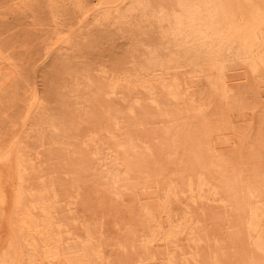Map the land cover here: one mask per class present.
Masks as SVG:
<instances>
[{
  "label": "bare ground",
  "instance_id": "6f19581e",
  "mask_svg": "<svg viewBox=\"0 0 264 264\" xmlns=\"http://www.w3.org/2000/svg\"><path fill=\"white\" fill-rule=\"evenodd\" d=\"M76 1L0 71V264H264V0Z\"/></svg>",
  "mask_w": 264,
  "mask_h": 264
},
{
  "label": "rangeland",
  "instance_id": "374dc122",
  "mask_svg": "<svg viewBox=\"0 0 264 264\" xmlns=\"http://www.w3.org/2000/svg\"><path fill=\"white\" fill-rule=\"evenodd\" d=\"M81 1L82 0H77L75 5L67 4L63 7L68 5H71L72 8H74V6L78 7V5H81ZM22 4L23 3L21 2V0H0V71L7 73L10 70L15 69L17 71H20L19 73L23 74V76L28 77L29 81H33L35 79L37 80V75H39L40 80V75L44 73V71L49 69L50 59L46 58L45 47H42L40 44H38L40 42L38 41V39H34L35 37L32 41L34 45L32 53H25L22 51V48L19 47V41L22 40V37L25 34L26 28L28 27L29 15L31 14V12L26 11L27 8H20L22 7ZM69 12L70 11H68V9L61 10L64 19L69 18ZM52 14L53 12L47 9H42L41 11V16H43V19L46 21L48 20L47 22L49 23V25H51H48L49 28L54 27L52 26L54 25L52 24ZM15 56H17V61H14L12 59Z\"/></svg>",
  "mask_w": 264,
  "mask_h": 264
}]
</instances>
